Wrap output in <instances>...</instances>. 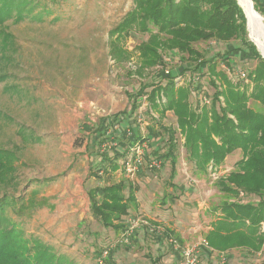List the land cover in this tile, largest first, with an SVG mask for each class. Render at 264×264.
<instances>
[{"label": "rangeland", "instance_id": "374dc122", "mask_svg": "<svg viewBox=\"0 0 264 264\" xmlns=\"http://www.w3.org/2000/svg\"><path fill=\"white\" fill-rule=\"evenodd\" d=\"M46 1L53 6L50 8L53 13L43 21L29 16L18 23L9 20L0 25L2 32L10 35L5 40L10 43L7 48L0 39V199L7 195L23 200L9 212L16 228L27 239L35 238L50 245L57 255L68 257L73 264H102L103 251L119 240L120 232L104 228L92 215L88 190L128 175L124 160H121L123 172L100 174L97 164L100 159L94 152L110 147H105L108 143L101 149L96 145L98 128L101 118L116 114L123 117V111L129 113L131 103L127 94L145 87L134 124L140 136L148 137L146 128H153L161 138L147 139L150 158L154 156L153 146L159 147L161 154L168 149V132L162 128L175 130L178 163L174 183L183 191H175L178 197L172 202L158 204L161 199H156L155 204L160 206L152 212L149 201L146 207L131 208L129 219H146L155 211L160 213L150 218L172 227L187 245L182 248H194L197 264H263L264 246L256 253L243 248L220 252L205 242L211 222L222 215L220 211L217 215L215 208L225 202L257 204L264 200V194L247 197L242 191L233 196L218 185L220 178L237 169L236 164L244 158L242 149L237 148L219 164L209 162L206 173H196L187 157L184 133L175 113L168 111L161 115L152 109L151 86L161 82L168 86L163 76L171 72L179 75L188 68L190 62L182 60L188 54L163 52L164 66L156 65L139 73V46L149 40V34L134 29L120 41L119 48L128 57L123 62L113 58L110 39V31L135 8V0ZM237 5L240 12L235 16L245 18L247 42L254 46L259 57L241 61L235 57L238 54L235 51L224 61L223 55L233 47H242L252 54L249 46L245 47L237 38L193 44L194 49L206 52L208 57L214 53L220 55L214 70L191 69L172 80L177 96L179 90L188 92L187 101L193 111H199L203 103L213 106L212 96L218 100V106L224 107L231 87L233 92H245L247 97L256 89L254 74H249L264 55L256 45L247 13L238 0ZM151 29L155 30L153 26ZM243 58L246 59L244 55ZM241 73L246 76L241 77ZM166 101L163 94L155 99L162 106ZM246 106L264 113V105L252 97ZM228 117L233 115L228 113ZM114 127L107 133L115 131ZM135 138L132 136V142ZM9 153L11 157L6 156ZM148 162L145 156L137 183L141 188L154 189L156 196L162 198L161 192L170 182L166 175L170 161L163 160L161 169H150ZM96 197L99 199L98 194ZM261 231L264 234V222ZM120 245L112 251V264H188L184 256L175 255L170 246L144 229L134 235L130 244Z\"/></svg>", "mask_w": 264, "mask_h": 264}, {"label": "trees", "instance_id": "16d2710c", "mask_svg": "<svg viewBox=\"0 0 264 264\" xmlns=\"http://www.w3.org/2000/svg\"><path fill=\"white\" fill-rule=\"evenodd\" d=\"M252 1L255 10L264 16V0ZM135 4V8L110 31V39L113 45V58L117 60L116 62H123L127 54L123 48H119L120 41L125 40L134 29L149 34V40L139 46L141 51L139 73L156 65L164 66L163 52H169L170 55L188 54V57L182 60L190 62L191 65L183 69L179 75L191 69L195 72H202L204 68L214 70L216 59L220 55L214 53L208 57L206 52L193 48V44L210 39L219 42L237 38L245 47L249 46L251 55L242 47H233V50H228L223 55L224 61L230 59V53L235 51L238 54L241 52V56L235 55L241 61L259 57L254 46L247 42L245 18L235 16L240 12L237 0H135ZM51 7L53 8L46 0H0V25L9 20L18 23L29 16L41 22L53 13ZM55 20H59V17ZM151 26L155 30H152ZM8 38L10 35L0 29V39L6 48L10 44L5 41ZM258 61L254 72L249 74V76L254 74L255 91L247 97L245 92H233L231 87L227 91L224 107L218 106V100L212 96L213 106L208 107L203 103L199 106V111H193L187 101L188 92L179 90V96L178 92H174L172 80L179 75L173 72L163 76L168 86H163L162 82L151 86L149 95L152 109L161 115L168 111L175 113L178 126L184 133L187 157L197 173H206L209 162L219 164L237 148L242 149L244 158L236 164L237 169L218 181L220 189L233 196L238 195L240 191L247 197L253 195L261 197L264 194V113H257L246 106L249 97L259 100L264 105V59L260 58ZM145 92L146 88L141 87L138 92L127 94L131 103L130 114L139 109ZM160 94L167 100L163 106L155 102ZM122 113L124 116L128 112ZM228 113L233 115L234 119L228 117ZM121 115L116 114L112 116L113 119L101 118L102 123L96 137V145L100 146V149L105 143L112 146L110 150L115 148L112 145L114 142L118 146L122 144L120 132L107 133L111 127L119 124L117 119ZM162 129L168 132V150L159 158L169 160L174 172L177 165L176 133L172 129ZM151 136L155 138L159 137V134L153 129ZM140 139L141 137H136L133 142ZM147 139L149 138H143L141 141ZM106 149L108 148H104L103 152L100 150L94 152L100 159L97 162L100 172L108 171L109 168L115 170L118 167L115 161H109ZM6 156L11 157L12 154ZM91 156L94 158L93 154ZM123 189V184H115L89 192L92 215L104 228L118 231L122 227L116 225L115 221L125 215L128 209ZM100 190L103 192L102 202L96 197ZM131 198L130 194L127 200ZM21 202H23L21 198L7 195L0 199V264H73L68 257L57 255L50 245L35 238H25L16 228V223L9 212ZM219 207L215 210L217 215L219 211L222 215L215 218L213 229L207 235L209 247L220 252H227L233 248H243L254 253L260 251L264 246V234L261 231L264 222V200L257 204L225 202ZM112 254L108 258V264H112Z\"/></svg>", "mask_w": 264, "mask_h": 264}, {"label": "crops", "instance_id": "0c3cea01", "mask_svg": "<svg viewBox=\"0 0 264 264\" xmlns=\"http://www.w3.org/2000/svg\"><path fill=\"white\" fill-rule=\"evenodd\" d=\"M130 109H131V107H130ZM139 109H140V107H139ZM137 111L134 114H130V110H129V113H127L123 117H121L122 116L121 115L117 119V122L119 123L118 124L119 127L117 128L118 130H116L115 132H120L119 136L122 139V144L119 146L118 149L113 147L114 148V149L112 148L113 150L112 149L110 150L109 148L106 149V150H108L107 151V154H108L107 157H108L109 161L110 160H112V162L115 161L118 167L115 170L113 168H109L108 171L104 170V171L100 172V174H104L105 176H109L111 174L117 173L119 170H121L123 172L121 160H123L125 154L129 150L130 145L132 144V137L126 136V130L131 129L133 134H134V136L141 137V139H143V138H149L150 139L152 137L151 136V130H153V128H146L147 132L149 134L148 137L147 136L146 137H142V136L139 135V133L137 131V128H136V124H134L135 116L138 113ZM106 117L108 119H113L112 117L110 118V116L109 117L106 116ZM106 117H104V118H106ZM122 130H125V131H122ZM155 138H157V137H155ZM158 138L161 139L160 137H158ZM152 139H154V137H152ZM152 150H153L152 151V155H154V156L150 158V154L151 153H150V148H148L147 149V153H146V158H149V160H151V159H159V160H161V162L163 164V159L159 158V156L164 155L167 152L168 149L165 150L164 154H161V150H160L159 147L155 148L153 146ZM165 161H169V160H165ZM177 163H178V161H177ZM170 164H171V162H170ZM161 168H159V169H161ZM172 169H173V167L171 165V167L168 170V174L166 173V175L168 176V179H169L170 182L168 183L167 188L165 187L162 190V192H161V194H163L162 198H159V197L156 196V193H155L154 189H152L150 191V189H147L146 187H144V188L142 187L141 188L140 184L137 183L138 182L137 176L139 175L141 177V175L138 174V173H141V169L137 173L138 175L136 174L134 177H129V176L125 177L124 176L123 178L118 179L114 183H109V184H107V185H105L103 187L102 186L101 187H95V188H91V189L88 190V194H89V192L93 191L96 188L103 189L105 187H109V186H112V185H115V184H123L124 185L123 193H124V195L126 197V204L128 206V209H127V212H126L125 215H122L119 218V220L115 221L116 225H121L122 226V227L120 226L121 228H120V230H118V232H120V236H119L120 238L116 242L117 243L116 248L120 244H124V245L125 244L126 245L130 244L132 242L133 238H134V235H137V233H138V231L140 229H144L151 237L156 238L159 242L164 241L165 244L170 246V248L173 250L175 255L176 254H180V256L182 257L181 251L180 252L175 251L174 246L171 243V240H176L181 248L183 246H187V245L182 243V241L176 236V234H175L176 232L174 231V229L172 227L167 226L168 227L167 228V227H165L162 224V222H160L159 219L150 218V217H153V215H160V213H158L156 211H155V213L153 212V214H149L148 213L150 215V216H148L149 218H146V219L145 218H138L140 220L146 221L147 225H143V226L137 227L135 229V231L132 233V235H129L127 242L126 241H122L123 237H124L122 234H124V232L126 231L128 225H129V223H128L129 218L132 217V216L129 215L130 212H131V208L139 209V208L144 207V206L146 207L148 205L147 201H149V203L151 205L149 207H150V210L152 212V209H156L157 210L158 207L160 206V205H156L155 204L156 203V199H161L158 202V204L172 202L173 200H175L178 197L175 194V191H181V192L183 191V189H181L179 184L174 183V180H175V178L177 176V165H176V168H175L174 172L172 171ZM157 192H158V190H157ZM130 194L132 195V198L130 200H127L130 197ZM148 195H151V199H149ZM98 197H99L100 202H102V200H103V192L101 190L98 193ZM90 205H91V203H90ZM214 221H215V219L211 222V225L209 227V231L207 232V234L205 236V242H207V235L213 229V222ZM115 231H117V230H115ZM263 248H262V250H263Z\"/></svg>", "mask_w": 264, "mask_h": 264}, {"label": "built area", "instance_id": "2783aa9c", "mask_svg": "<svg viewBox=\"0 0 264 264\" xmlns=\"http://www.w3.org/2000/svg\"><path fill=\"white\" fill-rule=\"evenodd\" d=\"M245 76H246L245 73H241V77L244 78ZM115 127H116V130H118L117 129L119 127L118 124H116ZM115 127H114V130H115ZM126 136L128 137L134 136L131 129L126 130ZM112 145L115 146V148L118 146L115 142ZM105 147L111 148L112 146L107 145ZM147 148L148 146H147L146 141L143 142L141 140H136L130 145L129 150H128V152L131 150V153L129 154L130 156L128 155V152H127L123 158L124 171L129 177H134L140 171V167L144 161V157L146 156ZM148 166L150 169H159L162 167V162L159 159H151L148 162ZM128 223L129 225L126 231L124 232V234H122L124 236L122 241H126V242L128 241L129 235H132V233L135 231L137 227L147 225L146 221H143L140 219H129ZM171 243L173 244L175 251H178V252L181 251L182 256H184L188 264H197L196 259L193 257L194 252H195L194 248H191V247H187L185 249L181 248L176 240H171ZM116 246H117V243H114L112 244V246H110L109 248L103 251L102 257L100 259V263L108 264L106 260L110 257L113 249L116 248Z\"/></svg>", "mask_w": 264, "mask_h": 264}, {"label": "bare ground", "instance_id": "6f19581e", "mask_svg": "<svg viewBox=\"0 0 264 264\" xmlns=\"http://www.w3.org/2000/svg\"><path fill=\"white\" fill-rule=\"evenodd\" d=\"M248 16L249 28L256 42L258 49L264 55V24L263 19L255 14L251 0H238Z\"/></svg>", "mask_w": 264, "mask_h": 264}, {"label": "water", "instance_id": "95a60500", "mask_svg": "<svg viewBox=\"0 0 264 264\" xmlns=\"http://www.w3.org/2000/svg\"><path fill=\"white\" fill-rule=\"evenodd\" d=\"M251 3L253 4V8H254V10H255V7H254V3H253V1L251 0ZM255 12V14H257L258 16H260L263 20H264V18L255 10L254 11Z\"/></svg>", "mask_w": 264, "mask_h": 264}]
</instances>
